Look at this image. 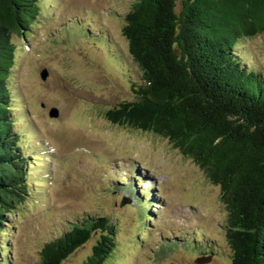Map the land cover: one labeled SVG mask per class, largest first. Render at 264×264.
I'll use <instances>...</instances> for the list:
<instances>
[{"label":"rangeland","instance_id":"1","mask_svg":"<svg viewBox=\"0 0 264 264\" xmlns=\"http://www.w3.org/2000/svg\"><path fill=\"white\" fill-rule=\"evenodd\" d=\"M133 1L42 0L32 35L12 37L11 114L21 153L35 164L28 165L29 197L8 225L12 248L5 246L3 255L10 264H38L43 245L60 236L68 222L99 214L118 224L116 255L107 264H227V213L219 188L166 139L104 117L107 109L133 99L132 86L140 78L122 35ZM86 29L91 33L83 36ZM241 44L237 50L246 51L247 65L263 70L264 34ZM51 108L57 117L49 115ZM130 163L147 168L160 186L162 205L151 235L146 229L138 235L133 201L120 206L129 193L116 188V178L129 172ZM108 184L112 193L105 190ZM195 228L221 243L218 256L205 260L206 254L187 251L192 248L186 240L187 250L169 253L176 244H159L152 257L158 234L172 238ZM8 235L2 234V243L8 244ZM194 238L206 247L194 235L192 244ZM97 239L95 232L62 264H85Z\"/></svg>","mask_w":264,"mask_h":264},{"label":"trees","instance_id":"2","mask_svg":"<svg viewBox=\"0 0 264 264\" xmlns=\"http://www.w3.org/2000/svg\"><path fill=\"white\" fill-rule=\"evenodd\" d=\"M41 2L0 0V239L9 233L8 244L0 240V264L9 263L8 225L29 197L28 165L35 164L21 153L11 114L12 37L32 35ZM124 20L140 78L133 99L107 109L105 119L166 139L194 161L220 190L227 264H264V69L249 67L246 51L237 50L264 34V0H135ZM143 216L136 215L138 235ZM68 224L42 248L38 264H62L95 232L85 264H107L116 255L117 220L84 215Z\"/></svg>","mask_w":264,"mask_h":264},{"label":"water","instance_id":"3","mask_svg":"<svg viewBox=\"0 0 264 264\" xmlns=\"http://www.w3.org/2000/svg\"><path fill=\"white\" fill-rule=\"evenodd\" d=\"M40 76L42 80H45V71L40 72ZM57 114H58L57 109H51L49 113V115L53 117H57Z\"/></svg>","mask_w":264,"mask_h":264}]
</instances>
